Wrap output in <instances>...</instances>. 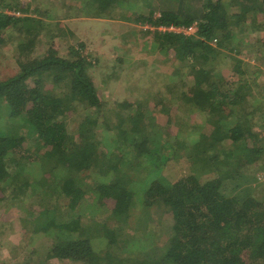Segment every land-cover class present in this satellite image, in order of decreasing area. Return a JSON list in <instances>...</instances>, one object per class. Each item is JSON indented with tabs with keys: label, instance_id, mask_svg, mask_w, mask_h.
Instances as JSON below:
<instances>
[{
	"label": "trees",
	"instance_id": "1",
	"mask_svg": "<svg viewBox=\"0 0 264 264\" xmlns=\"http://www.w3.org/2000/svg\"><path fill=\"white\" fill-rule=\"evenodd\" d=\"M9 1L0 0V49L6 30L17 33L19 70L0 80V207L9 209V195L43 203L40 211L22 207L33 225L26 264H264V197L256 194L264 170V68L242 69L251 65L242 56H264V0L70 1L95 18L115 12L135 25L196 26L190 35L143 25L132 31L151 38L147 61L163 68L141 81L154 89L131 83V102L103 99L122 71L114 39L101 94L89 72L94 58L84 41L69 40L67 22ZM42 35L52 41L34 54ZM224 51L240 57L234 80L219 62ZM63 78L68 90L55 91ZM77 105L80 118L70 122ZM187 109L204 112V122H191ZM207 139L216 149L203 153ZM198 153L208 167L203 177L194 172ZM143 212L138 233L118 226ZM43 238L48 247L46 240L38 246ZM132 243L144 255L123 256Z\"/></svg>",
	"mask_w": 264,
	"mask_h": 264
},
{
	"label": "rangeland",
	"instance_id": "2",
	"mask_svg": "<svg viewBox=\"0 0 264 264\" xmlns=\"http://www.w3.org/2000/svg\"><path fill=\"white\" fill-rule=\"evenodd\" d=\"M23 5L26 3H32L33 6H31V9L36 8L37 6L39 8H42L46 15H41L43 18H52V17H58L60 19H63L67 22L66 26L67 29L71 27L74 31V34L71 36H68L70 41L73 43L75 40L80 39L84 41L86 44V47L89 49V60L93 59L94 63L90 68L89 72L96 76L97 80L95 81L96 88L100 89L101 94L105 92V87H103V83L101 82V75L102 73H106L109 69V64L112 65L113 62L108 61L107 54L111 53L110 47L113 46L111 43H118L119 44V50L122 57V71L121 76L118 77V80H115L110 86L109 89L106 90V93L108 92V95L104 93L103 99L104 100H111L118 99L120 101L127 100L129 102L133 101L134 98L129 97V94L131 93V83L133 82H141L143 79L146 78L148 74L151 73L150 69L154 70H160L162 69L161 63L149 64L147 61V53H150L154 47V42L152 40L147 39L143 35H134L132 36L131 33L135 28H140L143 24L135 23L132 19L118 16L115 14V12H111L110 14L103 16L101 18H95L93 16H87L83 12H81L82 9H84V6L81 7L80 10H78V6H72L70 1L72 0H20ZM76 1V0H74ZM78 3H83V0H77ZM6 4H11L9 0H4ZM71 5H70V4ZM5 11H9V9H5ZM13 11V10H11ZM124 14L127 15L130 11L124 10ZM14 13V12H11ZM35 15H38L34 13ZM155 15L159 16V13L156 12ZM141 29V28H140ZM4 39L6 43L2 44L0 49V80H2L5 77H8L10 75H13L18 72L19 65L17 63V52L15 50L17 45V33H13L12 29L6 30ZM12 34L14 36H12ZM262 33H258L257 31L254 32L253 36L260 37ZM13 37V38H12ZM253 37V40L255 39ZM137 39V40H135ZM12 40V41H11ZM52 40L48 39L46 35L40 36V38L35 42V52L34 54H40L43 52H46L48 49V45ZM123 42V43H121ZM62 46H59V49L62 54L66 53L67 50H65V43L61 42ZM227 51V50H226ZM229 55L230 53L227 52ZM97 55L101 56L99 62L97 63V60H95V56ZM225 54V51L222 52V55H220L219 62L221 63V67L223 72L225 73V76L227 79L234 80L236 79L237 75H235V72L233 68L238 67L237 63L239 60V55H235L238 59L229 56ZM244 60L249 61L251 63L250 66L244 65L242 67L243 70L246 71V73H249V71H252L254 69V66H257L261 69L264 68V56H257V55H251V56H242ZM171 59H174V55L172 53ZM166 67H169L166 66ZM149 70L147 74L144 73V71ZM109 72V71H108ZM59 72L55 71L51 77L48 78V87L52 88L54 84H56L55 76L54 74H57ZM164 73H167L170 78V71L169 69H165ZM64 78L57 82V87L55 91L63 92L68 90L67 81H63ZM145 85L148 89H154L152 88L153 85L149 84L147 85V81L141 82ZM263 87L260 88L264 89V80L261 81ZM191 84V82H190ZM178 86H181L180 84ZM262 93L264 91L259 93V97H262ZM264 102V98L260 99L258 103ZM257 103V104H258ZM187 105V103H184ZM78 106V109L74 113V116L70 119V122H75L80 118L82 109V106ZM189 116V119L191 122L199 123L204 122V119L206 118V114L204 112H196L193 109H187ZM161 118V116H160ZM202 147L203 153L209 149V152H213L216 149L215 145L211 144V140L207 139L204 141ZM221 148V147H220ZM207 153V152H206ZM201 154H196L195 157L199 160H197L194 164V169L196 175L198 177H203L208 172V167L206 165V168L204 167V163L201 161L200 158ZM192 166V164H191ZM193 167V166H192ZM164 173V170H163ZM206 177V176H205ZM257 177H260L259 183H262V185H259L256 189V194L258 196L264 197V170L261 168L259 170V173L257 174ZM134 182L131 184L130 189H134V187H139ZM6 201V200H5ZM9 204V209H4V207H0V264H26L29 258V254L32 252L33 248V239L32 235H30V230L33 229L32 220L30 221L27 219L28 215L25 211L22 210V207H31L33 209L37 210H44L42 207L43 203L40 202L39 199H36L35 197H18L14 199L9 195V199H7ZM52 202V200H49ZM88 202V199L85 200ZM46 211V210H45ZM44 211V212H45ZM46 214V213H44ZM144 214L145 212L141 213V215L137 214L136 216L129 217L127 221V225L125 223L120 222L118 226L124 227L128 230H134L133 232H130L129 235L140 231L141 226L144 222ZM132 221H134L132 223ZM143 222V223H142ZM140 223V226L135 229L134 225ZM112 229H115V226H112ZM160 233L162 231H159ZM136 233V234H137ZM159 235V234H158ZM162 238V236H161ZM45 240L48 243V240L43 238L40 239L39 242H37L38 246H41L40 244H44ZM44 242V243H43ZM48 247L50 245V242L47 244ZM119 243H115L113 247L117 250L119 245H116ZM94 251L97 254L102 255L103 254V248L102 245L95 244ZM127 249H125L123 256L126 257H136L144 255L143 250L139 245H135L132 243L131 245H127ZM42 260H45L44 257H41ZM75 262L73 260L68 259H58L53 258L49 259L48 262L45 261L42 264H74Z\"/></svg>",
	"mask_w": 264,
	"mask_h": 264
},
{
	"label": "built area",
	"instance_id": "3",
	"mask_svg": "<svg viewBox=\"0 0 264 264\" xmlns=\"http://www.w3.org/2000/svg\"><path fill=\"white\" fill-rule=\"evenodd\" d=\"M143 29H151V30H161V31H173V32H177V33H183V34H187L190 35L192 33H194V31L196 30V26H188V27H184V26H175V25H170V26H150V25H143L142 26Z\"/></svg>",
	"mask_w": 264,
	"mask_h": 264
}]
</instances>
